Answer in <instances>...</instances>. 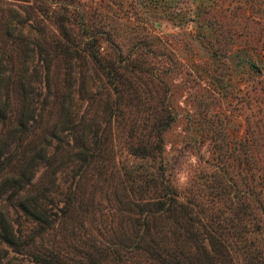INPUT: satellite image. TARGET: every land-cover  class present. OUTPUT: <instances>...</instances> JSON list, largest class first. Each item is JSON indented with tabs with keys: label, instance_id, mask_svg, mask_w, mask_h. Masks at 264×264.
<instances>
[{
	"label": "rangeland",
	"instance_id": "1",
	"mask_svg": "<svg viewBox=\"0 0 264 264\" xmlns=\"http://www.w3.org/2000/svg\"><path fill=\"white\" fill-rule=\"evenodd\" d=\"M0 12V23L11 15L8 19L14 31H20L31 42L37 39L48 43L58 38L72 44L76 119L84 113L94 114L104 125L100 108L103 85L114 97L109 84L113 78L106 81L104 76L107 71L120 77L117 87L122 90V99L132 104L157 76L175 110L174 120L162 131V154L180 197L189 196L205 204L206 198L216 192V165L223 159L232 163V157L247 150L241 144L250 137V114L259 105L252 86L256 78L264 77V0H0ZM61 28H66L69 42L60 37ZM3 39L8 43L12 40L0 30V44ZM47 51L53 57L51 50ZM63 56L58 53L52 58L46 78L40 57L35 52L28 55L26 66L32 78L29 87L36 93L35 100L47 92V83L51 91L61 88ZM84 79L88 100L79 91L80 80ZM148 93L152 94L151 90ZM154 100L150 97L146 104ZM38 104L33 103L36 107ZM121 118L124 119L117 117V121L122 124ZM115 123L112 120L108 144L114 168L124 177L121 164L133 168L144 161L129 152L123 141L124 129ZM54 144L52 140L47 145L49 157L54 155ZM11 146L10 141L4 150ZM59 156L57 153L56 160ZM32 161L34 180L44 174L46 167L44 159ZM80 164L75 159L57 167L55 183L60 189L73 183V168ZM227 169L234 182L236 169ZM88 174L94 176L93 171ZM121 177L109 183L99 182L93 193L98 202L74 205L61 217L58 208L63 196L53 194L56 203L52 211L56 214H50L52 227H40L32 220L22 222L23 215L18 217L15 233L23 244L15 247L0 239L1 260L6 264H70L80 259L85 264L83 251L89 248L91 235L99 236L98 230L102 231L105 223L108 226L111 215L116 220L118 203L114 192L123 194ZM88 181L86 189L95 182ZM6 193L7 190L0 193V202L6 203ZM8 210L13 218L17 215L16 209ZM108 234L112 232L106 230L103 236ZM251 238L264 260V226ZM233 254L236 263L245 262L241 253Z\"/></svg>",
	"mask_w": 264,
	"mask_h": 264
},
{
	"label": "trees",
	"instance_id": "2",
	"mask_svg": "<svg viewBox=\"0 0 264 264\" xmlns=\"http://www.w3.org/2000/svg\"><path fill=\"white\" fill-rule=\"evenodd\" d=\"M8 17L11 15L0 23L1 32L12 38L9 43L3 39L0 44V193L7 190L6 203L0 202L1 241L15 247L23 244L17 241L14 227L21 215L22 222L32 220L40 227H52L49 219L50 214H56L52 211L55 193L63 196L58 208L60 217L67 215L74 205L98 202L93 194L98 183L121 177L112 163L108 144L114 120L124 129L126 148L144 162L139 161L133 168L120 165L124 175L120 181L123 194L118 196L114 192L118 203L116 220L111 215L108 226L105 223L104 229L98 230L99 236L91 235L89 248L83 251L85 264H238L234 252L245 258L242 264H264L251 238L252 233L264 226V77L256 78L252 86L259 105L250 114V137L246 144H241L247 150L232 157V163L220 160V165H216V192L202 204L189 196L180 197L167 172L162 131L174 120L175 110L157 76L152 78L151 87L141 90L144 93L137 103L132 104L122 99V90L117 87L120 77L107 71L104 76L106 81L113 78L109 84L114 97L103 85L100 108L104 125L98 123L94 114L84 113L76 119L70 62L72 44L58 38L48 43L37 39L31 42L20 31H14ZM58 32L61 38L70 41L66 28ZM47 50H51L53 57ZM31 52L40 57L46 78L52 58L64 54L61 88L51 91L47 83V92L40 100H35L36 93L29 87L32 78L26 61ZM80 84L79 91L88 100L86 80H80ZM150 97L155 99L154 103L146 104ZM36 101L37 107L33 105ZM119 116L124 117L122 124L121 120L117 121ZM52 140L54 155L49 157L47 145ZM10 141L11 149L4 150ZM3 151L8 153L3 155ZM36 158L44 159L46 168L44 174L31 180L32 160ZM75 159L81 164L73 168V183L60 189L55 183L57 167ZM227 167L236 169L234 182ZM91 179L95 182L86 189ZM8 207L16 209L14 218ZM106 230L112 234L103 236ZM1 257L0 264H6ZM70 264H82V261L74 259Z\"/></svg>",
	"mask_w": 264,
	"mask_h": 264
}]
</instances>
